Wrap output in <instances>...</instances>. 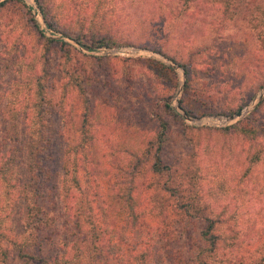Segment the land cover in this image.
Wrapping results in <instances>:
<instances>
[{"label": "rangeland", "instance_id": "obj_1", "mask_svg": "<svg viewBox=\"0 0 264 264\" xmlns=\"http://www.w3.org/2000/svg\"><path fill=\"white\" fill-rule=\"evenodd\" d=\"M3 1L6 0H0V3ZM19 1L32 9V15L44 27V20L42 21L35 1ZM149 1L154 5L155 0ZM149 1L145 0V4ZM252 1L254 3L238 4L239 9L233 20L225 19L227 17L220 6L212 10L215 16H210L212 12L202 13L195 11L194 8L186 10L188 21L191 23L188 25L190 28L198 25L190 19V14H199L201 19L205 13L207 14L208 24L205 20L202 33L204 37H199L195 45L208 46L212 43L216 45L206 62L208 66L202 64L205 61H201V65H196L201 70H207L210 65L215 72L209 75H193L194 85L207 88L213 84V89H216L212 92L215 105H223L227 101L230 105L242 102L249 104L241 110L243 116L233 121H229V118L234 115L230 117L214 115L190 120L183 118L189 127L204 128L198 132L185 130L183 133L179 123L169 121L172 138L165 163L171 165V173L162 176L153 173L150 170L153 161L149 159L140 174L134 178L135 182L141 181L145 186L151 185L147 190L150 197L148 204L141 209L142 223L144 227H156L154 245L170 256H183L188 250V242L185 239L187 233L196 237L203 226L188 224L182 228V213L174 209L173 199L163 206L167 208V213L165 215L161 213L160 198L164 195L161 186L168 180L171 185L181 182L186 188H189L193 181L199 183L202 188L208 190L207 201L219 191V185H222V190L223 185L226 186L225 184L230 182V190L226 191V196L224 194L226 199H230L228 210L234 217L229 225H234L235 229L242 233L253 224L254 230L250 229L249 233L258 231L259 227L264 230V211L261 209L264 203L256 201L264 198V159L258 166L253 167L250 163L252 154L264 148V139L232 138L217 131L243 121L264 101V87L260 88V84L264 82V63L262 67L248 73L246 80L232 77L236 75L232 72L233 65H237L234 57L236 53L244 50L243 42L247 41L249 51L263 55L264 58V51L256 40V29L253 24L245 22L246 18L252 19V15L260 16L256 7L264 6V0ZM164 2L179 15V0ZM50 5L51 12L56 13L63 21L72 23L75 30L83 25L86 32H97L99 36L100 32H105L104 26L108 25V30L121 48L85 52L80 45L65 39L75 49L68 53L51 50L45 64L43 57L48 51L47 47L41 43L26 22L27 19H31V15L24 16L22 6L14 3L9 4V8L0 14V153L5 164L4 171L0 174V227L9 239L23 233L26 239L32 240L34 237L26 194L22 189L30 190L34 183L39 181L38 175L41 171L38 170L37 161L42 162L44 167L47 166L50 172L48 185L56 183V189L51 194L56 198L57 192L70 187L66 173L73 170L68 149L82 138L84 132L88 137H95L102 150L109 155V161L106 159L103 162V169L107 174L100 179L105 180L108 185L111 182H117L122 187L131 184L133 176L129 175V170L135 161L134 155L128 150L136 152L144 149V143L156 139L157 115L161 113L163 99L173 94L172 103L176 108L182 99L187 80L186 74L182 72L184 68L160 54L164 51L169 57L187 60L186 49L177 42L176 32L180 29V22L167 20L165 26L158 23V21L163 23L164 20L147 21L142 24L143 20L140 21L125 12L124 0H51ZM12 11L13 14L10 15ZM194 18L197 19L198 15ZM56 36L62 38V35ZM126 59L128 61H125ZM139 59H155L169 67H172L169 63L180 67L179 69L172 67L179 78L177 87H172L173 90L169 91L170 85L173 84L167 83L165 87L162 86L160 79L139 65ZM44 70L50 75L48 93L55 110V114H46V117L51 119L50 124L59 135L53 137L49 153L47 152L48 158L40 156L36 159L31 146L32 137L37 130L34 115L38 110L33 112L32 107L40 99L36 85ZM66 71L69 72L68 75ZM83 76L94 84L90 87L89 94L84 95L73 83V78L79 77L80 80ZM228 82L229 85H226ZM204 92L203 89L195 91L198 95ZM93 106H96L97 113L91 115ZM106 108H108L104 119L106 123L101 129L99 124L103 121H98V110ZM84 115H87L86 127L82 129ZM260 116L264 120V108ZM73 130H77L74 136L71 134ZM116 153L119 156L114 158ZM63 156L64 171L59 168V160ZM81 175L83 180L89 176L84 171ZM250 175L257 177L256 182L253 181L257 186L253 195L245 192L244 188V181H249ZM106 189L107 185L103 191L104 196ZM142 189L144 187L140 185L136 196ZM236 189L242 191L238 193ZM251 198L258 202L255 203L256 212L249 210ZM46 201L51 202L50 199ZM59 205L61 206V203ZM251 209H254V206ZM157 229H161L162 232H156ZM189 244L194 245L195 240H191ZM251 253L245 254L246 263L257 264L254 261L257 255L252 256Z\"/></svg>", "mask_w": 264, "mask_h": 264}, {"label": "trees", "instance_id": "obj_2", "mask_svg": "<svg viewBox=\"0 0 264 264\" xmlns=\"http://www.w3.org/2000/svg\"><path fill=\"white\" fill-rule=\"evenodd\" d=\"M34 1L44 20V27L34 18L32 9L19 0H6L0 3V14L9 8V4L14 3L22 6L24 16L31 15V19H27L26 22L41 43L47 47L48 51L43 57L45 64L49 59L51 50L64 51L65 53L67 51L68 53L70 50L75 49L65 39L80 45L88 52L121 48L108 30V25L104 26L103 30L105 32H100L99 36H97V32H86L83 25H79V29L75 30L72 23L63 21L57 17L56 13L51 12V0ZM243 2L254 3L252 0H179L178 8L180 10L178 15L175 13V9L168 6L164 0H155L154 5L151 1L145 4V0H133V2L132 0H124L125 12L132 17H137L140 21L143 20L142 24L157 20H164L163 23L158 21L162 26H165L167 20L180 22V29L176 32L177 42L186 49L187 60L182 61L169 57L164 51H161L160 54L185 70L187 80L179 105L189 118L214 115L230 117L249 104V102H242L237 105H230L227 101L226 104L215 105L212 92L216 89H213V84H210L207 88L194 85L193 75H209L215 72V69L210 65L207 70L198 69L199 67L196 65H201L200 62L205 61L202 64L208 66L206 62H208L209 55L212 54L211 51L214 50L216 45L215 43L208 46L195 45L199 37H204L202 33L208 20L207 14L205 13V16L202 14L204 17L202 19L199 14H190V19L198 24L197 27L190 28L188 25L191 23L188 21L189 17L186 13V10L194 8L195 11L202 13L212 12L210 16H215L213 9L216 10V7L220 6L223 8V14L227 17L225 19L233 20L239 9L238 4ZM256 9L260 16L252 15V19L246 18L245 22L253 24L257 31L256 40L262 51H264V6L259 5ZM181 10H185V12L182 13ZM11 14H13V11ZM197 15L198 18L195 19L194 16ZM50 32L54 35H62V38L50 37L47 35ZM243 44L245 46L244 50L236 53L234 57L237 63L232 68V72L236 73V75H232L234 79L242 78L246 80L248 73L262 67L264 63L263 55L249 51L247 41ZM229 56L231 57V55ZM125 61H128V59ZM138 62L149 74L160 79L162 86L165 87L167 83L173 84V86L170 85L169 91L173 90L172 87H177L179 78L172 67L155 59H139ZM68 71H66L67 75L69 74ZM49 76V73L44 70L41 78H38L36 92L39 93L40 99L32 107L33 112L38 110V113L36 112L34 115L37 130L35 136L32 137L31 146L32 154L36 159L40 156L48 158V150L53 137L59 135V132L52 128L51 119L46 117V114H55L48 93ZM122 76H124L123 73ZM75 79L73 78V83L79 88L80 92H83V95L89 94L90 87L94 85L92 81L86 76H83L80 80L79 77ZM229 83H226V85H229ZM262 87H264V82L260 84V88ZM202 89L205 90L204 94L198 95L195 93V91H202ZM172 99L173 94L163 99L164 103L160 107L161 113L157 115L156 139L144 143V149L136 152L128 150L131 155H134L133 159L135 161L129 170V175L133 176V181L128 186L122 187L117 182H111L108 185L105 180H101L107 174V171L103 169V162L106 159L109 161V155L102 150L95 137H88L85 132L82 134V138L68 149V153L71 155V169L73 170L66 173L70 187H66L62 192H57L56 198L51 195L56 189V183L48 185L50 183L48 178L50 172L47 166L44 167L42 162L37 161L38 170L41 171L38 175L39 181H36L30 190L22 189V192L26 194L25 199L27 200L28 214L31 215V223H33L34 237L32 240L26 239L24 238L25 233H23L9 239L0 227V264H10L11 262H17L18 264H247L245 254H249L251 251L252 256L257 255L254 261L257 264H264V230L259 227L258 231L255 230L253 233H249L250 229L254 230L255 225L253 224L242 233L240 230H236L234 225H229L230 221L233 222L232 219H234L228 210L230 199L225 197L226 191L230 190V182L226 183V186L223 185L222 190V185H219V191L208 201L206 197L208 190L205 187L202 188L195 181L190 183L189 188L183 186L181 182L171 185L170 180H168L164 183L161 186V192L164 194L160 198L161 213L164 215L167 213V208H163V206L173 199L174 209L182 213V228H185L188 224H199L203 228L196 237L187 233L185 239L188 242V250L183 256H170L154 245L156 227H144L142 223L143 213L141 212L142 207L148 204L150 197H148L147 190L150 189L151 185L145 186L141 181L135 182L134 178L140 174L143 170L142 167L149 159L153 161L150 168L153 173L159 176L171 173V165L165 163L167 149L172 138L169 121L179 123L182 126L183 133H185V130L198 132L204 129L186 125L183 117L174 107ZM263 108L264 101L243 121L227 128L217 129V131L232 138L264 139V120L260 116ZM107 110L108 108L102 111L98 110V121H103L99 124L101 129L106 123L104 119ZM5 111L6 108L4 114ZM96 113V106H93L91 115ZM86 117L87 115H84L82 120V129L86 127ZM4 119L5 115H3ZM40 119L41 123L39 124ZM73 122L76 121L73 120ZM76 131H71V134L74 136ZM115 155L114 158L119 156L117 153ZM263 156L264 148L252 154L250 163L253 167L258 166V163L263 161ZM63 160L64 156L59 160V168L62 171H64ZM4 167L5 164H3V157L0 153V174L4 171ZM83 171L86 172L87 176L89 174L86 180L82 179L81 173ZM256 179L255 175H250L249 181H244L245 192L250 195H253L257 190V186L253 184ZM106 185V195L104 196L103 191ZM140 185L144 189L136 196ZM35 186L36 188H34ZM236 190H238V193L242 191ZM49 199L51 202L46 201ZM255 200L250 199L251 206L249 210L251 212L257 210L255 203H264V198L256 200L258 202ZM59 203H61V206ZM253 206L254 209H251ZM261 209L264 211V204H262ZM29 211H32V213L30 214ZM157 231L162 232L161 229H157ZM193 239L195 244H189Z\"/></svg>", "mask_w": 264, "mask_h": 264}, {"label": "water", "instance_id": "obj_3", "mask_svg": "<svg viewBox=\"0 0 264 264\" xmlns=\"http://www.w3.org/2000/svg\"><path fill=\"white\" fill-rule=\"evenodd\" d=\"M42 21H43V18H42ZM47 35H49L50 37H53V38H58L56 35H52V34H49V33H48ZM58 39H59V38H58ZM76 45H77V44H76ZM83 51L87 52L86 50H83ZM93 54H94V53H93ZM96 54H99V53H96ZM169 65L172 66V67L175 68V69H179V68H180V67H178V66L173 65L172 63H169ZM182 72H183L184 75H185V72H184L183 69H182ZM181 91H182V89H181ZM176 109H177V111L181 114V116H182L185 120H190V118L188 117V115H187L184 111L181 110V107H180L179 104L176 106ZM242 116H243V111H240V112H238L236 115L230 117V118H229V121H233V120H235V119H237V118H241Z\"/></svg>", "mask_w": 264, "mask_h": 264}, {"label": "built area", "instance_id": "obj_4", "mask_svg": "<svg viewBox=\"0 0 264 264\" xmlns=\"http://www.w3.org/2000/svg\"><path fill=\"white\" fill-rule=\"evenodd\" d=\"M49 34H52V32H50ZM52 35H54V34H52Z\"/></svg>", "mask_w": 264, "mask_h": 264}]
</instances>
